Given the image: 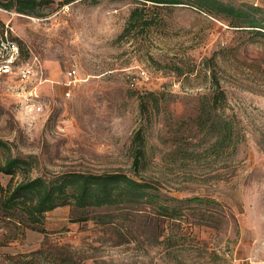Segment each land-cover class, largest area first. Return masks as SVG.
I'll return each mask as SVG.
<instances>
[{"label":"rangeland","instance_id":"1","mask_svg":"<svg viewBox=\"0 0 264 264\" xmlns=\"http://www.w3.org/2000/svg\"><path fill=\"white\" fill-rule=\"evenodd\" d=\"M223 1L264 11V0ZM136 5L137 0H53L40 15L0 11V18L11 19L25 59L36 57L42 71L25 82L1 79L0 141L28 159L31 176L133 174L130 144L141 127L140 173L180 210L162 218L171 245L151 234L119 244L92 219L72 222L74 210L66 205L47 212L46 233L0 219V264H54L31 253L55 245L72 247L73 257L78 248L83 259L77 264H232L236 257H264V40L187 4L150 3L149 14L160 22L146 34L118 39ZM212 55L226 92L220 111L240 137L235 151L225 155L208 151L211 140L194 123L200 97L211 92L203 62ZM175 66L184 73L173 72ZM70 68L76 81L67 88ZM33 103L41 110L32 111ZM21 177L17 172L14 180ZM9 179L0 173L3 185ZM194 196L206 202L182 201ZM119 221L156 219L143 211Z\"/></svg>","mask_w":264,"mask_h":264},{"label":"trees","instance_id":"2","mask_svg":"<svg viewBox=\"0 0 264 264\" xmlns=\"http://www.w3.org/2000/svg\"><path fill=\"white\" fill-rule=\"evenodd\" d=\"M52 2L53 0H0V8L27 15H40L41 9ZM137 2L139 5L130 10L118 39L146 34L151 25L160 22L156 14H149L150 3L154 8L187 4L211 15L220 16L230 26L252 32L264 40V11L257 5H234L223 0ZM216 62L214 55L203 62L205 69L209 71L211 92L200 97L194 123L207 140H211L208 151L225 155L235 151L240 137L233 121L220 111L226 101V92L213 70ZM172 70L179 76L184 73L179 66L173 67ZM147 94L154 95L152 92ZM157 102L154 98L155 105ZM139 108L142 113L148 110V102L143 97ZM130 149L133 174L114 170L99 173L69 171L51 176H31V164L28 159L13 155L7 144L0 141V150L3 151L2 157L0 156V173L10 176L6 185L0 182V219L13 223L20 230L30 229L46 233L43 228L46 213L57 207L70 205L75 214L74 218H70L72 222H86L92 219L94 224L108 228L119 244L137 241L139 237L151 234L155 241L162 238L166 247H169L171 244L167 223L162 218L178 215L180 210L168 203L169 200H174L173 198H162L157 193V183L140 173L145 157V141L141 127L134 132ZM17 172H21L22 177L14 180ZM182 201L198 204L206 202L198 196L187 197ZM143 211L152 214L156 219L153 224L150 223L151 226L150 221H119L122 218L131 219ZM149 228L151 231H148ZM66 248L64 245L39 248L33 251L31 256L40 261L49 257L54 264H77L79 259H83L78 248L74 247V257L72 247Z\"/></svg>","mask_w":264,"mask_h":264},{"label":"built area","instance_id":"3","mask_svg":"<svg viewBox=\"0 0 264 264\" xmlns=\"http://www.w3.org/2000/svg\"><path fill=\"white\" fill-rule=\"evenodd\" d=\"M64 7L68 8L67 5ZM0 11L7 14H19L14 11H8L0 8ZM42 72L39 61L36 57L23 58L22 47L16 37V33L11 24V19L5 20L0 18V81L3 77L14 76L20 81H29L36 78L38 73ZM141 75L145 74V71H140ZM76 81V70L70 68L66 72V81L64 84L67 88H70ZM131 84H133L131 82ZM35 92V90H34ZM33 92V93H34ZM70 90L65 91L66 95H69ZM32 94V92H30ZM32 111H40L41 105L29 104Z\"/></svg>","mask_w":264,"mask_h":264},{"label":"crops","instance_id":"4","mask_svg":"<svg viewBox=\"0 0 264 264\" xmlns=\"http://www.w3.org/2000/svg\"><path fill=\"white\" fill-rule=\"evenodd\" d=\"M65 77H66V75H65ZM44 223H45V221H44ZM232 264H264V257H262V258H253L250 256L236 257V258H234V261L232 262Z\"/></svg>","mask_w":264,"mask_h":264}]
</instances>
